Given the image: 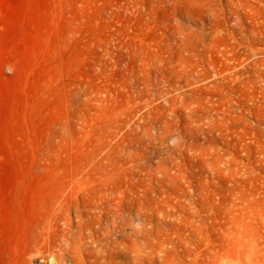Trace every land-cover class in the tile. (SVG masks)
<instances>
[{
  "label": "rangeland",
  "instance_id": "374dc122",
  "mask_svg": "<svg viewBox=\"0 0 264 264\" xmlns=\"http://www.w3.org/2000/svg\"><path fill=\"white\" fill-rule=\"evenodd\" d=\"M0 264H264V0H0Z\"/></svg>",
  "mask_w": 264,
  "mask_h": 264
}]
</instances>
